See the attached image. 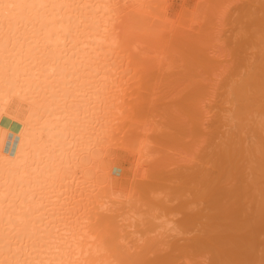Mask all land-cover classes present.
I'll return each mask as SVG.
<instances>
[{
    "label": "bare ground",
    "instance_id": "1",
    "mask_svg": "<svg viewBox=\"0 0 264 264\" xmlns=\"http://www.w3.org/2000/svg\"><path fill=\"white\" fill-rule=\"evenodd\" d=\"M153 1L0 0V264H156L163 250L184 254L185 264H264V18L261 34L251 33L261 55L244 75L223 85L203 77L170 102L186 115L190 137L187 158L172 170L149 157L153 142L172 137L149 120L157 93L125 83L131 69L155 66L145 48L170 41ZM211 55L205 67L219 60ZM200 59L192 61L199 68ZM118 147L135 154L133 176L148 153L153 159L128 190L103 174ZM163 192L183 199L172 211L184 206L176 207L185 244L147 240L153 217L146 226L139 216L150 210L139 203L131 213L136 193L158 201ZM164 222L154 223L156 237L170 231Z\"/></svg>",
    "mask_w": 264,
    "mask_h": 264
},
{
    "label": "rangeland",
    "instance_id": "2",
    "mask_svg": "<svg viewBox=\"0 0 264 264\" xmlns=\"http://www.w3.org/2000/svg\"><path fill=\"white\" fill-rule=\"evenodd\" d=\"M154 1H153L154 7L157 6L156 7L157 9L155 8L156 11L155 10L154 11L158 15H160L161 18L165 15L164 17L167 18L166 20H168L169 26H170L169 27L167 24V26H168L167 30L168 31L165 30L166 32L164 33V38L162 37L163 40L162 39H160V40L165 41L167 39L169 41V39H170V41H169L170 43L167 42L168 44L166 46H162L161 49H160L161 46L159 47V49H156V50H154L155 48H153V47H150V49L147 47V49H149L150 51L146 50V48L144 49V52H145L147 58H149V56H150V58H151V56L153 58L154 57L156 58V59L154 58L155 60L152 58L153 61L151 59H149L150 61L148 62L149 65L152 62L150 66H152V64L153 65L155 64V66L152 67V69H151L155 73V75H153L154 73L149 72V71H151L150 69L148 71L149 75L147 74L146 71L144 73L142 72L143 74H141V71L131 69L130 71L127 72V75H126L127 78L125 77L126 78L125 83L131 84V85H135V83H136V85H138L140 82L143 84L145 83L146 85L149 84L151 92L149 90H148V92L152 93L151 95H153L154 92H155L154 94L157 93L155 95L156 98L154 97V95L153 96L149 95V97H151L152 99L154 97V101H157V98L159 100V101H157L158 105L155 107L152 115H150L149 120L151 121V124L165 129L166 132H172V137H171V139L168 138V139H170L169 140L170 143L161 142V144H156L153 142L152 145L157 146L156 150H158V151H154V154L153 153L151 154V152L148 153L149 155L151 154L152 156L151 155L149 156L148 154L147 155L149 157H153V159H155V157H157V158L162 157L165 161V164L169 165L170 169L174 170L173 168H178V165L182 164V163H179L180 160H185L187 158L188 149L190 148L187 145V142L190 141V137H188V135L186 133V130H187L186 129V121H187L186 115H184L182 112H179V111L175 112L174 108H172L170 104L173 102V99L175 96L179 99V97H181L183 95V92H184L183 89L185 90L186 86L188 87L189 85L195 83V81L197 82V80H198V82L200 81L202 84L204 81V78H205V79H207V80H205L206 81L205 84H210V83L213 84V82H215L214 84L217 83V84L223 85L226 82L228 83L229 79H230L229 83H233L235 79L233 80L231 78L237 79L238 76L240 77L241 75L245 74L244 70H246V72H247V70L252 67V63H254V59L256 57L259 58L258 54H260V52H262L259 50V47L261 44L260 43L258 44V42H260V41H258L259 39H257L258 34L255 35L256 40L253 41L254 39L251 36L252 35L251 33H253V31H254V34H255V32L257 30L258 33L261 34L262 26L261 27L259 26L256 29V25H257V22H259L260 20H262L264 18L263 17V15H264V9H263L264 8V0H157V1L154 0ZM156 2H158L159 4ZM251 12H253V13H251ZM251 14L253 17L251 16ZM255 17H257V18H255ZM258 19H259V21H258ZM251 22L253 23V25ZM261 22L262 21H260L259 23H261ZM172 23H174V25ZM158 24L161 25V22H159V20H158ZM163 27H165V26H163ZM179 28L182 31L179 30ZM169 31H171V32H169ZM180 32H182V34ZM161 33H160V37H161ZM171 33H172V36H171ZM175 33H177L179 35L176 34V36H175ZM170 36H171V38L173 37L174 39L173 38L171 39ZM249 36H251L252 39H251V37L249 39ZM177 38L178 39L181 38V39H179L180 41ZM258 38H260V37H258ZM176 39L178 41H176ZM172 41L174 44L172 43ZM172 46H173V48H172ZM156 48H157V46H156ZM260 49H262V47ZM202 51H203V53H202ZM149 53H150V55H149ZM202 54H204V55L202 56ZM208 54L209 55L212 54L211 55L212 57H213V55L218 56L219 60L215 61V63L213 61L207 60V62L208 61L210 62V63L208 62L210 64V66L207 65L208 63L207 64L205 63V65L208 66V67H205L203 62L206 61L205 56ZM162 55H164V56H162ZM156 56H158L159 58H157ZM211 56H209V57H211ZM147 58H146V60L148 61ZM199 58H202L200 60L205 59L204 61H200V62H202L203 65L198 61V63L200 64V68H199L198 64H194L197 62V60H199ZM159 59H162V60H159ZM164 59H166V60L163 61ZM257 60H259V59H257ZM147 61H146V63H147ZM190 61H191V63H193L192 61H196V62H194L193 65H191ZM158 62L162 64V65L161 64L158 65L159 68L157 67ZM163 64H165V65L163 66ZM211 64H212V66H211ZM250 64H251V66H250ZM168 66H169V68H170V66L172 67L171 70H169ZM194 67L196 69H194ZM203 67L206 69L202 70ZM210 67H212V69H210ZM155 68H158V71ZM207 68H208V70H207ZM236 69L238 70L237 72H236ZM241 69H242V71H241ZM201 70H202V72H201ZM193 71H195V72H193ZM196 71L198 72V74H196ZM212 71H214V72L212 73ZM243 71H244V74H243ZM159 73L161 75H159ZM199 73H200V75L204 73V75H206V76L202 75V77H201V76H199ZM217 73L218 74L220 73L219 76ZM221 73H223V74H221ZM240 73H242V74H240ZM192 74L194 76H192ZM234 74L236 77L234 76ZM207 75H210V76H207ZM144 76H145V80H144ZM150 76L153 78H151ZM199 77H201V78L199 79ZM212 77L214 79H217V80L211 79ZM135 78H136V80H134ZM192 78L193 79L195 78V79L192 80ZM152 79H154V80H152ZM202 79H203V81H202ZM140 80H142V81H140ZM150 80L153 84L151 82L150 83L145 82V81H150ZM207 81H208V83H207ZM216 81H218L219 83ZM150 85H152V87H154L153 85H155V87L157 89L155 87L151 88ZM153 89H154V91H153ZM176 97L174 100H178ZM159 103H162V104H159ZM151 124H149V126H151ZM173 137L178 138L179 140L177 139L178 141L176 140V142H173ZM9 138L11 139L12 136ZM113 152H114V154L112 156L113 161H112V158H104V160H105V173H103V174L106 177L105 178L106 180H109L108 178L110 176H112V179H110V181H112V182H113V180L117 179L114 181L115 186H116V184L121 185V183H122L123 186L128 190V189H130V188H128V186L129 185L131 186V184H132V182L130 184V181H133L132 176H133L134 170L136 169L135 154L133 152L127 150L124 147L123 148H121V147L115 148V149H113ZM147 155H146L144 162H143V165L145 167L143 166L141 168L142 169V172L140 171L141 173H144V171H145L144 168L146 169L147 167H149L150 162L153 161V159L150 158L152 161L150 160V162H149L148 161L149 157ZM107 168L108 169L110 168L111 172L109 171L110 169L108 170ZM140 172L138 173V174H140L139 177H138V174H137V176L135 175L136 174V172H135V174H134L135 177L133 176L134 180L136 178L141 177L142 174ZM130 178H132V179H130ZM120 185H118V186H120ZM137 193L135 195H133L134 197L132 196V198L129 199V200H131V201H129V204L131 203L132 205L137 206L136 208L134 206V208L131 210V213H135L137 211V208L139 205L142 206V207H140L141 210L138 209L137 213L139 215L141 214V212L145 211V213H147L148 210H150V213L149 212L148 213L151 214V216L148 213L144 214V216L146 215L147 217H144L143 215L139 216V219H141L143 221V224L145 223L146 226L148 225V222L150 221V219L148 217H153V219L152 218L151 219L154 220L153 222L155 223L156 226L158 223L166 225L164 221H166V223H168V224L170 223L169 224L170 226H168V229L170 231L168 232V230H167V232H166L167 234L165 235L166 238L164 236L163 237L164 239H163V238H161L162 236L158 234V230H157L158 228L154 227L155 225H154V223L152 224V220H151V222H150L151 224L149 223V225H151V226L148 225L150 227L148 229H150L151 232L147 230V232L145 234V236L150 238L147 240L150 241V240H153V238H155V239L160 238V242L168 244L167 242L174 243L176 241L175 237L178 236L177 238H179L178 239L179 240L178 243H180L179 245H181V243L185 244L187 241L184 238L187 236L185 233H183L184 231L181 229V224L179 223L183 217V213L182 212L180 213V211L178 209V208L184 207V206L180 207V205H184L183 199L175 198V196L170 195L173 193L167 194V192H165V193L163 192V193L158 194L159 198H161V200L158 199V201L160 200V203H159L157 200L151 201L152 199L149 200L144 196L140 197L139 195H137ZM163 194H164V196H163ZM167 195H169V196H167ZM168 198L170 199V201ZM178 199H179V201H178ZM143 200H145V202H143ZM162 200L164 203H162ZM171 200H173V201H171ZM180 200H182V201H180ZM149 201H150V203H149ZM154 201H155V204H159V205L154 204L157 210L154 208V205L152 204V202L154 203ZM166 201H168L169 204ZM175 201L178 202L177 204H180L182 202L180 205L175 204L174 209L178 210L179 211L178 213L176 210H175L176 211V213H175L174 209L172 211V207L174 206V203H176ZM139 203H141V204H139ZM144 203L145 204L148 203L147 205H144L145 207L147 206L146 207L147 209H145L143 207ZM149 204H151L152 206H150ZM164 204H166V206ZM168 205L169 206L172 205L171 209H170L171 211L169 209L167 211ZM159 206H161V207H159ZM162 207H164L166 209H164ZM142 208H144L145 210H142ZM158 208L160 210H158ZM163 209H164V212H163ZM133 210H135V211H133ZM146 210H147V212H146ZM159 211H161L163 213V215ZM170 212H173V216H172V213H170ZM158 213H160V214H158ZM174 213H175V215H174ZM155 214L157 215V217ZM164 214H165V216H164ZM181 214H182V216H181ZM142 217H143V219H142ZM165 217L173 218L172 222L170 221L171 219L169 220V218H168V220H167V218H165ZM145 219H146L147 223L145 222ZM147 220H149V221H147ZM177 220H179V222ZM168 221H170V222H168ZM177 225H178V228H176ZM171 227L175 228V229H172ZM179 229H180V231L178 232ZM170 232L175 233V234H172L174 236V238L170 234ZM148 233H149V235H148ZM168 235L169 236L171 235V236L169 238H167ZM156 236H161V237H156ZM151 237H152V239H151ZM142 238L145 239L146 237H142ZM168 239L171 241L173 240V242L169 241ZM180 240H182V241L180 242ZM184 240L186 242H184ZM163 241H166V242H163ZM165 248H167V247H165ZM171 251L173 253H171L169 255L168 254L166 255V251H164V250L159 251V254L161 253L159 256H161V255H163V256L158 257L159 259L157 257H156V259L153 258L156 261V262L154 261L153 263L158 264L160 260H162V262H164L163 264L168 263V262H169V264H174V263L175 264H182V262H183V264L187 263L184 258H186V260H188V258L185 257L184 254H183L184 255V257H183V255H180L181 253H179V255H178V253H176L174 250H171ZM176 254L178 255V257ZM171 255L174 258L173 260H172ZM168 256H170V258ZM179 256H181V257H179ZM162 257H163V259H162ZM166 257H168V258H166ZM157 259H158V261H157ZM167 259H168V261H167ZM177 259H178L179 263H178ZM184 261H185V263H184Z\"/></svg>",
    "mask_w": 264,
    "mask_h": 264
}]
</instances>
